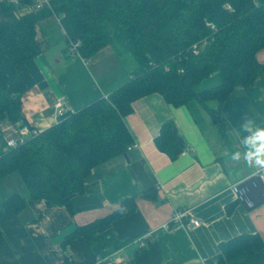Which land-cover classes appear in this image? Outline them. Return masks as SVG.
Segmentation results:
<instances>
[{"label": "crops", "instance_id": "1", "mask_svg": "<svg viewBox=\"0 0 264 264\" xmlns=\"http://www.w3.org/2000/svg\"><path fill=\"white\" fill-rule=\"evenodd\" d=\"M27 12H0V22L16 21ZM34 30L39 52L32 58L13 65L0 47V72L23 86L20 120L0 122V154L7 151L6 139L16 124L44 130L59 119L53 107L57 98L65 99L67 110H77L125 82L134 67L122 69L117 56L124 55L109 46L89 58L66 56L65 31L52 15ZM255 58L264 62V47ZM247 119L264 124V71L246 87H236L216 116L193 99L178 106L158 92L134 99L123 117L134 144L90 169L82 192L70 200L72 213L64 205L28 199L17 174L0 178V211L10 194L26 200L22 209L2 212L0 264H59L64 259L65 264H94L97 255L84 239L61 245L63 237L111 214L127 199L134 201V209L102 229L123 242L113 252L122 264H204L219 252V243L241 234H258L264 243V168L231 158L233 151H243L239 132ZM167 121L183 146L174 159L153 141ZM149 189L153 198L143 196ZM184 207L200 224L164 227L172 210ZM139 239L145 242L142 248L134 243ZM224 264H264V247Z\"/></svg>", "mask_w": 264, "mask_h": 264}, {"label": "trees", "instance_id": "2", "mask_svg": "<svg viewBox=\"0 0 264 264\" xmlns=\"http://www.w3.org/2000/svg\"><path fill=\"white\" fill-rule=\"evenodd\" d=\"M12 8L0 2V12ZM52 13L60 16L61 26L71 39L80 40L78 50L83 58L109 46L117 54L130 53L135 62L128 79L106 97L66 111L55 124L22 138L0 154V178L16 173L28 199L64 205L71 213L70 200L82 192L90 169L124 153L133 143L123 117L131 111L134 99L151 92L160 93L174 106L193 99L216 116L236 87H246L264 71V62L255 58L257 50L264 47V0H50L49 7L27 12L16 21L0 22V47L11 64L39 52L34 28ZM209 35L212 40L197 55L190 53L193 42ZM213 73L219 76L217 85L194 89ZM22 89L0 72V122L20 120ZM153 141L171 159L183 149L171 121L161 124ZM151 190L143 196L153 198ZM25 201L18 193L10 194L0 217L5 209H22ZM134 206L132 199L123 200L111 214L73 229L61 245L80 237L97 257L118 250L123 242L108 228L102 229L113 219L129 214ZM263 247L258 234L236 235L219 243V252L204 264H224Z\"/></svg>", "mask_w": 264, "mask_h": 264}, {"label": "built area", "instance_id": "3", "mask_svg": "<svg viewBox=\"0 0 264 264\" xmlns=\"http://www.w3.org/2000/svg\"><path fill=\"white\" fill-rule=\"evenodd\" d=\"M49 1L50 0H34L31 4H26V3H21V0H0V2L6 4V5H12L13 8L12 10H23V9H30L31 11H37L42 7H49ZM52 16L55 17L57 22L61 25L60 22V16H57L55 14H51ZM209 25L210 29H214V25L212 23H207ZM62 27V26H61ZM65 39H66V44L64 47V54L68 57H80L82 56L79 53V46L81 44L79 39H71L65 32ZM212 40V35L205 36L200 38L199 40L193 42L190 45L189 51L190 53L197 55L200 50L210 41ZM164 69H167V67H164ZM181 71V70H180ZM106 97V95L104 96ZM53 107L55 109L56 115L61 116L63 113H65L67 110V105L65 102V99L60 97L57 98L54 103ZM40 130L29 127L23 124H16L14 127L13 134L10 135L6 139V146L8 147H13L15 146L19 141L22 140V138L26 136H31L39 132ZM134 142L131 144L133 145ZM129 145L128 147H130ZM127 147V148H128ZM200 224V221L193 217L190 214V211L188 208H180V209H174L172 210L168 223L164 226L166 228H173V227H182L185 229H190L197 227ZM136 243L137 248H142L145 245L144 240L139 239L134 241ZM114 253H110L106 256L103 257H97L94 264H122V261L118 260V257L113 256Z\"/></svg>", "mask_w": 264, "mask_h": 264}, {"label": "clouds", "instance_id": "4", "mask_svg": "<svg viewBox=\"0 0 264 264\" xmlns=\"http://www.w3.org/2000/svg\"><path fill=\"white\" fill-rule=\"evenodd\" d=\"M239 142L243 151H233L231 158L240 160L241 157L248 167L264 168V124L247 119L240 125Z\"/></svg>", "mask_w": 264, "mask_h": 264}, {"label": "rangeland", "instance_id": "5", "mask_svg": "<svg viewBox=\"0 0 264 264\" xmlns=\"http://www.w3.org/2000/svg\"><path fill=\"white\" fill-rule=\"evenodd\" d=\"M109 50V49H107ZM124 56L121 57H118V60L121 64V68L124 69L125 67H127L129 64L130 65H135V62H134V59H133V56L130 54V53H126V54H123ZM109 64V63H108ZM110 65V64H109ZM219 82V77L218 75H214L212 77H207L203 80H201L195 87L194 89L196 91H199V90H203V89H208V88H211L215 85H217V83ZM16 174V173H14ZM5 182V181H4Z\"/></svg>", "mask_w": 264, "mask_h": 264}, {"label": "water", "instance_id": "6", "mask_svg": "<svg viewBox=\"0 0 264 264\" xmlns=\"http://www.w3.org/2000/svg\"><path fill=\"white\" fill-rule=\"evenodd\" d=\"M13 96H15V95H13ZM180 145L182 146L181 142H180Z\"/></svg>", "mask_w": 264, "mask_h": 264}]
</instances>
